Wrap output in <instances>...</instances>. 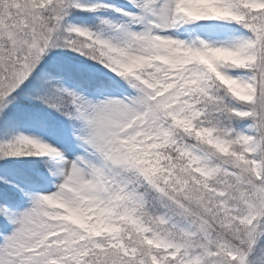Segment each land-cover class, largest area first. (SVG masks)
I'll return each mask as SVG.
<instances>
[{
  "label": "snow or ice",
  "instance_id": "obj_1",
  "mask_svg": "<svg viewBox=\"0 0 264 264\" xmlns=\"http://www.w3.org/2000/svg\"><path fill=\"white\" fill-rule=\"evenodd\" d=\"M0 264H264V0H0Z\"/></svg>",
  "mask_w": 264,
  "mask_h": 264
}]
</instances>
